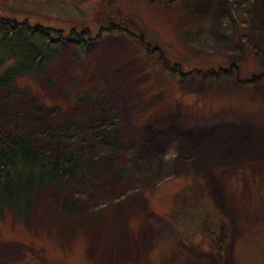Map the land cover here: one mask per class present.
<instances>
[{
  "label": "rangeland",
  "instance_id": "rangeland-1",
  "mask_svg": "<svg viewBox=\"0 0 264 264\" xmlns=\"http://www.w3.org/2000/svg\"><path fill=\"white\" fill-rule=\"evenodd\" d=\"M228 1L0 0L3 16L52 34L75 25L86 38L122 14L143 41L116 29L79 45L72 35L47 68L51 88L26 79L17 110L0 89L4 133L65 120L86 140L67 153L97 154L43 186L24 221L0 218V264H264V0H230L236 21ZM18 46L0 39V54L19 59ZM231 62L221 78L188 67ZM63 83L96 96L57 107ZM42 100L57 108L38 111ZM104 118L121 143L112 158L92 127Z\"/></svg>",
  "mask_w": 264,
  "mask_h": 264
},
{
  "label": "trees",
  "instance_id": "trees-1",
  "mask_svg": "<svg viewBox=\"0 0 264 264\" xmlns=\"http://www.w3.org/2000/svg\"><path fill=\"white\" fill-rule=\"evenodd\" d=\"M228 6H230L231 17L236 21L237 15L241 11L232 8L233 4L230 0ZM241 16L242 14L239 15V17ZM117 19L119 23H115L116 25L113 23L114 19L113 21L108 20L110 21L109 26H107L108 24H101L94 37L90 36V30L86 27L88 29L85 32L86 38L82 34L84 31L82 29L77 31L78 28L75 25L68 29L67 35L63 33L62 28H56V33L52 34L50 28L42 24H31L27 19L19 21L0 13L1 41L9 44L10 47H17L19 42H22L23 45L18 47L26 52L19 59L17 58L18 54H14L11 58L0 54V89L3 88L4 100L15 106L16 110L21 109L18 106L19 100H23L22 95L24 96V93L30 90V88L23 85L27 83L25 81L28 78L41 82L45 76V83L51 88L55 81L51 75L47 74V68L57 58L59 47L72 35H74L76 44L79 45V43L98 39L103 32L116 29L128 36H134L138 44H143L141 33L132 30L133 25L129 18L119 14ZM235 27L234 34L242 37L243 28H240L237 23ZM154 41L156 42V40ZM73 52L75 57L73 53L71 59H75V62H77L82 55L77 50ZM234 65L235 62H231L228 67H224L222 64L216 67L211 65L205 69H200L197 67L198 65L188 67L190 68L189 72L199 74L203 78L211 76L221 78L231 75L234 69L232 66ZM236 66L238 65L236 64ZM178 69L179 64L176 65L175 70L178 71ZM185 74L181 73V76ZM245 80H243L244 83ZM61 90L63 92V98H60L61 103L54 100L57 107L59 104L65 106L82 99L93 100L97 93L93 90L77 91L71 83H63ZM42 101L37 108L38 111H43L44 114L50 104L57 108L52 102ZM115 123V119L104 118L100 122H95L92 126L97 136L101 138L104 153L109 158H112L113 154L116 153L117 149L115 147L118 146L119 148L121 145L119 142L114 144L110 139L112 132L108 127ZM57 124L54 126H40V128L24 127L10 135L0 130V218L10 214L16 220L24 221L28 213L38 206L36 197L43 186L54 183L62 184L65 181H63L64 176L70 178L76 170H82L85 165L95 162L97 154L92 146H87V150L83 153L86 155V162L84 163L81 161V153L77 151L67 153L65 150L67 146L72 147L74 143L81 146L86 145V140L82 136V127L76 123H67L65 120L59 125ZM35 135L46 136L47 138L39 137L35 139ZM59 145L60 147H58ZM81 149L83 148L81 147ZM217 237L212 236L215 240H218ZM221 243L223 247H227L228 237L226 234H223ZM217 244L219 245L218 241H216Z\"/></svg>",
  "mask_w": 264,
  "mask_h": 264
},
{
  "label": "bare ground",
  "instance_id": "bare-ground-1",
  "mask_svg": "<svg viewBox=\"0 0 264 264\" xmlns=\"http://www.w3.org/2000/svg\"><path fill=\"white\" fill-rule=\"evenodd\" d=\"M256 1H258V0H256ZM256 1H254V2H256ZM243 2V1H242ZM245 3V2H244Z\"/></svg>",
  "mask_w": 264,
  "mask_h": 264
}]
</instances>
